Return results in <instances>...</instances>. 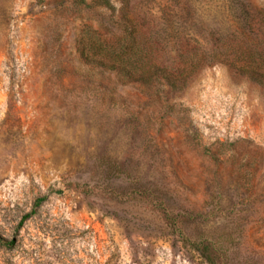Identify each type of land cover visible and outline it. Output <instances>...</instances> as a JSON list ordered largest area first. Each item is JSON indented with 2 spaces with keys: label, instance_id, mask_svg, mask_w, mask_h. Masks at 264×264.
Segmentation results:
<instances>
[{
  "label": "rangeland",
  "instance_id": "rangeland-1",
  "mask_svg": "<svg viewBox=\"0 0 264 264\" xmlns=\"http://www.w3.org/2000/svg\"><path fill=\"white\" fill-rule=\"evenodd\" d=\"M111 2L145 26L179 11L187 21L173 23L203 45L228 12L223 0ZM116 15L0 0V264H206L159 202L219 264H264V85L220 64L159 99L122 84L74 46L80 27L108 32Z\"/></svg>",
  "mask_w": 264,
  "mask_h": 264
},
{
  "label": "trees",
  "instance_id": "trees-1",
  "mask_svg": "<svg viewBox=\"0 0 264 264\" xmlns=\"http://www.w3.org/2000/svg\"><path fill=\"white\" fill-rule=\"evenodd\" d=\"M73 2L80 8L117 14L108 32L92 25L80 27L74 46L84 65L113 73L122 84L136 85L159 99L183 91L201 69L220 64L233 75L264 85V8L254 9L249 0H223L228 9L226 25L210 29L204 45L195 37L194 26V35H189L190 25L173 23L174 18L187 21L179 11L158 14V22L145 26L130 9H117L111 0ZM157 206L165 224L183 243L197 251L206 264H219L220 256L210 243L186 237L179 214L171 213L162 202Z\"/></svg>",
  "mask_w": 264,
  "mask_h": 264
}]
</instances>
